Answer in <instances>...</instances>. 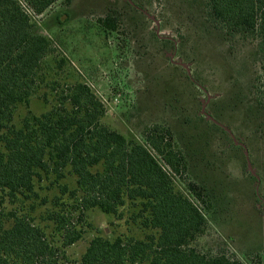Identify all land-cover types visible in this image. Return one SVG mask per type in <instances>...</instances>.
I'll use <instances>...</instances> for the list:
<instances>
[{"label": "trees", "instance_id": "obj_1", "mask_svg": "<svg viewBox=\"0 0 264 264\" xmlns=\"http://www.w3.org/2000/svg\"><path fill=\"white\" fill-rule=\"evenodd\" d=\"M56 1L0 0V264H58L46 227L35 222L44 205L49 207L43 220L60 235L62 246L81 239L76 223L86 211L120 219L124 208L133 210L132 222L143 237L95 236L79 264H251L200 252L192 243L206 230V213L213 222L227 203L225 187L210 183L214 133L226 139L230 154L255 168L263 183L250 141L264 134V0H172L168 11L177 21L178 37L161 39L151 32L153 40L173 56L168 67L179 71L188 89L202 93L216 86L220 92L204 108L210 120L198 113V102L188 113L174 105V98L168 101L173 114L148 126L142 143L104 126L103 104L81 82L47 83L55 104L14 124L17 108L28 106L44 82L42 62L50 49L31 19ZM129 4L142 6L128 0L125 5L133 11ZM96 23L106 34L120 30L113 14ZM175 58L189 65L188 72ZM182 174L190 180L185 190L204 212L175 189L172 175ZM67 177L73 187L64 182ZM45 182L49 186L42 188ZM42 189L55 193L40 197ZM261 192L260 187L248 195L260 202ZM228 240L235 239L229 235Z\"/></svg>", "mask_w": 264, "mask_h": 264}, {"label": "rangeland", "instance_id": "obj_2", "mask_svg": "<svg viewBox=\"0 0 264 264\" xmlns=\"http://www.w3.org/2000/svg\"><path fill=\"white\" fill-rule=\"evenodd\" d=\"M127 1L57 0L41 15L32 17L34 30L49 40L50 49L42 62L44 82L28 106L17 108L15 125H19L26 114L39 115L55 104L47 85L52 81L60 85L86 84L103 104L101 123L139 143L148 126L167 122L173 114L167 105L173 98L177 101L173 104L184 107L188 113L195 110L198 102L201 109L198 113L210 120L204 108L208 100L220 92L219 88L213 86L211 92L202 93L188 89L177 77L179 71L168 67L173 56L151 36L154 32L161 39H177V21L168 11L172 0H138L142 4L140 8L129 4L135 11L125 5ZM106 14L119 19L118 33L106 34L98 27L96 20ZM174 62L188 72V64L176 58ZM164 90L172 91L175 97L168 96ZM224 130L228 129L224 127ZM210 140V151L215 155L211 160L210 183L225 187L227 203L223 215L220 216V211L213 222L206 213V230L192 246L200 252L223 253L232 259L264 264V134L250 141L255 164L263 172L262 186L255 168L246 159L243 162L237 154L228 152L226 139L214 133ZM250 175L256 180H251ZM188 178L185 174L172 175L175 189L202 210L201 203L185 190ZM64 182L73 187L72 178L67 177ZM42 185L43 188L49 183ZM260 187L263 199L259 202L249 195ZM38 193L50 199L55 191L42 189ZM64 202H67L64 208L71 209L66 196ZM48 207L39 208L35 222L46 227L47 239L58 252V264H79L81 255L95 236L113 239L123 235L141 239L145 234L132 222V209L124 208L120 219L91 209L81 220H76V227L82 231L81 239L62 246L60 235L54 232L51 223L43 220ZM229 235L235 240H228Z\"/></svg>", "mask_w": 264, "mask_h": 264}]
</instances>
